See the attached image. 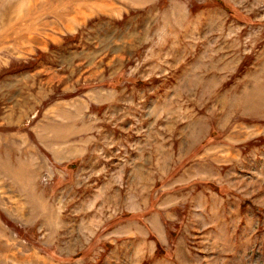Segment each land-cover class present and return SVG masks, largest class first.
Instances as JSON below:
<instances>
[{
    "label": "rangeland",
    "instance_id": "374dc122",
    "mask_svg": "<svg viewBox=\"0 0 264 264\" xmlns=\"http://www.w3.org/2000/svg\"><path fill=\"white\" fill-rule=\"evenodd\" d=\"M0 264H264V0H0Z\"/></svg>",
    "mask_w": 264,
    "mask_h": 264
},
{
    "label": "trees",
    "instance_id": "16d2710c",
    "mask_svg": "<svg viewBox=\"0 0 264 264\" xmlns=\"http://www.w3.org/2000/svg\"><path fill=\"white\" fill-rule=\"evenodd\" d=\"M216 189H217V188H216ZM145 214H146V213H136V214L128 215V217H129L130 219L141 220V219L144 217ZM160 251H161V250L158 249L157 252H156V255H164V254H165V253H162V252H160Z\"/></svg>",
    "mask_w": 264,
    "mask_h": 264
}]
</instances>
